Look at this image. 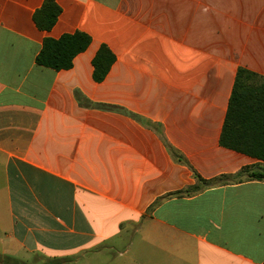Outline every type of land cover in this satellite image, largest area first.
<instances>
[{
  "label": "crops",
  "instance_id": "0c3cea01",
  "mask_svg": "<svg viewBox=\"0 0 264 264\" xmlns=\"http://www.w3.org/2000/svg\"><path fill=\"white\" fill-rule=\"evenodd\" d=\"M43 3L0 0L4 239L76 264H264V181L233 178L264 163L220 144L238 71L264 77V0H57L51 31ZM75 32L92 42L70 69L36 63Z\"/></svg>",
  "mask_w": 264,
  "mask_h": 264
},
{
  "label": "trees",
  "instance_id": "16d2710c",
  "mask_svg": "<svg viewBox=\"0 0 264 264\" xmlns=\"http://www.w3.org/2000/svg\"><path fill=\"white\" fill-rule=\"evenodd\" d=\"M62 9L57 0H44L42 7L34 14V22L42 31H51L56 25ZM91 37L83 32L65 34L59 39L46 38L36 57L40 66L57 71L68 70L74 58L91 44ZM116 56L102 46L93 60L94 79L102 82L108 75ZM107 110H120L112 105H97ZM221 146L246 154L264 163V77L241 68L229 103L224 128L220 139ZM178 157V156H177ZM179 160L181 158L178 157ZM198 181H202L199 177ZM238 182L264 181V165L244 168L233 177ZM205 185L211 182L203 181ZM195 185L188 188V194L200 191ZM185 191L176 193L181 196Z\"/></svg>",
  "mask_w": 264,
  "mask_h": 264
},
{
  "label": "rangeland",
  "instance_id": "374dc122",
  "mask_svg": "<svg viewBox=\"0 0 264 264\" xmlns=\"http://www.w3.org/2000/svg\"><path fill=\"white\" fill-rule=\"evenodd\" d=\"M80 259H82L81 264H89L88 261H83V258ZM74 260L71 257L69 260L52 261L39 255L28 254L16 247L13 243L6 241L4 234L0 233V264H76Z\"/></svg>",
  "mask_w": 264,
  "mask_h": 264
}]
</instances>
